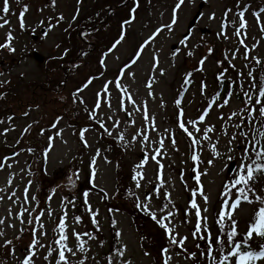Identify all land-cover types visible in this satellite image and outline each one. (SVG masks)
Masks as SVG:
<instances>
[{"label": "rangeland", "instance_id": "374dc122", "mask_svg": "<svg viewBox=\"0 0 264 264\" xmlns=\"http://www.w3.org/2000/svg\"><path fill=\"white\" fill-rule=\"evenodd\" d=\"M9 3L10 12L5 16L2 12L3 0H0V17L9 21L0 28V44L7 41V34L11 32L12 46L16 51L9 53L7 50H0V73H3L0 75V81H7L0 87V96H3L0 99V109L9 107V104L15 106L17 98H22L24 103H27L35 87L43 86L52 77L57 79V83L52 84L53 91L46 98L49 103L42 101L43 103L38 105L32 104L27 116L6 115L9 112H5L3 113L5 116L0 117V121H4L0 123V133L5 128L14 129L8 131L6 135H0V161L3 156L6 161L5 167L0 170V189H4L0 192V196L4 197L3 201H0V218H5V224L0 226L4 232V235L0 236V264H19L32 239L30 229L33 226L27 224L29 215L27 213L24 215V224L16 218L26 187L29 203L25 204V207L35 208L36 202L30 198L36 196L40 202L39 210H45L49 206L53 210L51 219L48 218L46 211L42 218L47 231V236L42 238L43 243L49 244L54 238H58L53 229L57 225V217L62 214L63 204L66 206L67 223L70 225L69 246L75 248L77 241L72 238V216L73 214L82 216V222L76 225V231L81 233L91 231L97 236L96 240L83 237L89 248L85 264H95V260L106 264L104 257L112 254L117 247L123 248L124 245L127 246L125 258L130 260L131 264H154L157 258L161 259L162 254L156 257L149 248L150 243L142 240L138 226L128 212L130 208H135L137 198L141 202L149 199L151 209L156 212L158 218L166 214L167 209L164 212L161 209L163 205L168 204L174 213V217L170 218V227L181 237H188L185 247L188 252H197L199 260L200 254L196 244L199 242L203 245V241L194 239L192 235L197 218L194 210L190 209V200L195 198L201 210L204 207L208 208L207 213L202 211V216L208 217L207 223L215 236L218 227L215 221L221 207L223 186L230 182L237 169V160L228 161L227 156L232 155L239 159L241 155L239 148L228 152V141L233 134H237L236 143H240L241 138L234 125L240 123L242 116L248 115L241 111L246 106L247 97L243 95L239 85L242 83L244 91H249L248 72L253 70L258 81L260 69L264 68V32L260 30L253 15L264 8V0H185L178 13V21L172 26L171 31L163 26L171 23L177 0H139L135 20L130 26H126L125 40L106 58V70L101 67L99 61L103 51H106L121 34V23L129 18L130 8L134 6L133 0H83L82 3H78V0H56L55 6L51 4V0H9ZM25 6L28 11L23 17L25 27L21 28L20 14ZM112 7L116 8L115 11L107 13L106 11ZM103 8L104 12L99 14L98 18H95L96 15L93 17L95 10L97 13ZM244 8H247L244 17L247 21L246 36L245 30L241 29V35L237 37L234 32L239 27L238 12ZM77 9L79 15L74 20ZM228 9L232 11L225 16ZM213 13L215 19H210ZM61 15L64 17L62 21L59 20ZM3 19H0V23H3ZM260 20L264 23V13H261ZM222 22L228 23L227 38L218 35ZM98 24L99 28L96 27ZM83 28L86 29L83 31ZM158 28L163 30L144 49L138 62L126 70L121 79L123 87L117 88L115 83L110 84L109 94L104 95L102 88L105 83L119 78L117 74L119 69ZM81 29L82 33L90 29L98 30L87 36V40L93 42L94 48L88 46L87 49L90 48V51L87 55L80 56L82 59L75 60L78 62L74 60L66 62L72 49H78L77 42L80 37L77 33ZM44 32L48 33L47 37L43 36ZM82 37L86 39L83 35ZM181 40H185V44H181ZM240 40H243L244 44H241ZM209 49H212L211 53ZM237 49L239 51H236ZM175 50L179 51L173 55ZM188 52L193 55L189 56ZM246 53L247 60L244 58ZM226 54L228 59L225 58ZM154 57L159 59L158 67L154 66ZM204 57L207 59L203 64V71H200L199 62ZM256 60L260 61V68ZM229 61L235 68L231 67ZM161 71L163 75L160 74ZM221 72H224L222 88L217 79ZM241 72L243 77L238 78ZM187 73L192 74L191 84L184 83ZM89 76L97 78L78 94L84 103H80L79 100L74 103L72 94L86 83L85 79ZM233 81L235 83H231ZM149 82L152 84V95H149L147 87ZM202 83L206 84L203 94ZM37 91L41 93L40 89ZM217 91H220V100L217 104L227 98V93L232 92L233 95L227 106L221 108L214 104L211 107L205 122L196 125L201 129L199 133L194 131L192 125H187L194 136L201 140V143L191 145V138L178 126L179 112L183 110L184 121L197 120L208 109L209 101ZM98 92H101L103 98L101 108L95 110V114L104 121L112 136L102 135L103 130L95 121L89 119V112L85 111L93 110ZM129 96L131 100L128 99ZM121 99L124 108L131 115H126L121 108ZM177 99H181L179 107L175 103ZM109 100L111 109L107 107ZM144 106L148 111V121L143 118ZM232 112L241 115L234 116L229 121ZM221 115L224 119H220ZM252 115L258 119V112ZM10 116L13 117L11 121L8 120ZM60 117L62 119L57 128L62 129V134L57 136V129H53L51 125ZM153 117L155 130L152 129L151 123ZM116 121L120 122L118 127L113 126ZM75 123H81L84 128H89L85 133L87 147L79 138L76 125H72ZM28 125L32 127L25 133L24 129ZM210 125L215 126L214 131L208 134L211 137V144H215L220 153V156L215 158L209 141L202 140L203 129ZM141 129L149 135V141L141 143V137L138 136L133 142V135ZM225 129L227 135L224 134ZM42 130L44 131L41 135ZM120 133L124 134L123 141L118 139ZM173 134L175 145L171 143ZM49 136L54 137L51 142ZM106 140H111L117 149ZM160 140L164 142L163 148H160ZM49 147L51 150L45 158L43 153ZM29 148L34 151L29 153L27 151ZM156 149H160L161 154L157 156V160L163 165L162 170L151 159ZM97 150L100 153L98 157ZM13 151L19 155L11 156ZM193 154L199 156V163L191 159ZM144 156H148V163L140 169L144 178L140 180L141 187L137 188L133 177L137 171L136 165L141 163ZM94 157L96 175L93 183L91 161ZM209 160H213L211 165L208 164ZM8 164L11 167H8ZM196 170L201 174L199 184L195 179ZM69 177L75 181V187L69 183ZM10 178L12 184L8 186L7 181ZM29 181L32 182L30 186ZM121 184L122 188L119 189ZM201 187L203 194L209 198L207 205L198 191L195 197L192 196V191ZM261 187H264V177H260L256 185L258 191ZM13 191H16L17 195L9 200L8 196ZM84 191H89L92 209L99 210L98 233L92 226L90 214L83 204ZM130 192L134 195H130ZM165 193L170 194L171 202ZM17 197L19 201L13 203ZM48 197H51V200ZM73 199L76 204L74 209L68 202ZM10 207L11 217L8 216ZM259 207L258 203L242 202L234 212L240 233L247 230L249 221L253 219ZM109 209L113 211L110 212ZM117 209L118 211H115ZM137 210L149 219L153 235L157 233L162 246L166 247L168 237L165 231L147 213ZM186 210L189 213L187 216ZM113 220L117 222L115 228L112 226ZM9 223L15 227H8ZM116 231L122 233L121 237H116ZM144 232L149 235L148 230ZM17 236H22V239L17 240ZM6 240L13 241L14 256L10 254L13 245L3 246ZM100 241H104L103 247L100 246ZM53 247L56 245L53 244ZM179 251L176 247L170 249V264H193V261L187 258V253L178 255ZM145 252L149 255H145ZM46 254L47 248L40 249L38 257L34 258L36 264H47L43 259ZM68 255L73 261L82 258L80 253H77L76 257Z\"/></svg>", "mask_w": 264, "mask_h": 264}, {"label": "snow or ice", "instance_id": "6c2138e0", "mask_svg": "<svg viewBox=\"0 0 264 264\" xmlns=\"http://www.w3.org/2000/svg\"><path fill=\"white\" fill-rule=\"evenodd\" d=\"M83 0H78V3H82ZM185 0H177V3L175 4L173 8L172 13V20L169 25H165L163 27L168 28L170 31L172 30V26L175 25L178 21V13L181 10L182 6L184 5ZM51 4L55 6L56 0H51ZM239 7V5H237ZM139 7V0H135L134 6L130 9V15L129 18L122 21L121 23V34L119 37L113 42V44L102 54V58L100 59L99 63L102 68L106 70V58L114 51L126 38L127 34V27L130 26L134 20H135V14ZM28 11L27 6L24 7L23 11L20 14V27H25L24 22V13ZM231 9H228L225 13V16L229 12H231ZM247 11V8H244L238 12L239 17V27L235 29L234 35L239 37L241 35V29H244V35L246 36V27H247V21L245 20V13ZM2 12L6 16L10 12V3L9 0H3L2 4ZM261 13H264V8H261L259 11L254 12L253 15L256 17L257 24L260 26V30L264 32V23L261 22L260 16ZM79 15V9H77L76 16L73 17L75 20L76 17ZM210 19H215V14L213 13L210 17ZM0 19H3V17H0ZM64 19L63 15L59 17V20L62 21ZM9 21L6 19H3V23H0V28L4 27L5 24H8ZM235 23V22H232ZM227 22H222L221 25V32L218 33V35H223L225 38H227ZM163 30V28H158L156 32L153 33L151 37H149L148 40H146L143 44H141L136 53L134 54L133 58L130 60L128 64H126L118 74V79L115 81H107L105 85L102 88V93L104 95L109 94V85L115 83L117 88H122L121 79L125 75V72L127 69L131 68L132 65H135L138 60L141 58V55L144 51V49L149 46L151 42L155 40V38L160 34V32ZM48 33L44 32L43 36L47 37ZM82 35L87 38L90 33L84 32ZM13 36L12 33L9 32L7 34V41L3 44H0V50H7L9 53H15L16 49L12 46ZM181 44H185V40L180 41ZM241 44H244L243 40H240ZM59 47V45H57ZM245 48L247 49V45H245ZM179 50H175L173 52V55H176ZM236 51H239L237 49ZM212 52V49H209V53ZM189 56L193 55V53L188 52ZM65 55H67V50L65 51ZM83 55H87V53H83ZM226 59H228L227 54L225 56ZM234 58V54H233ZM245 60L248 59L247 53L245 54ZM207 57H204L200 60L201 67L198 69L200 71H203V64ZM255 59V58H254ZM231 64V61H229ZM257 65L260 64L259 60H256ZM154 66H159V59L158 57H154ZM247 66V65H246ZM78 67V65H77ZM231 67L235 68L234 64H231ZM227 70L225 69L224 72ZM224 72H221L220 75L217 77L219 81V85L222 88L224 83ZM163 75V71L160 73ZM0 75H3V73H0ZM103 75V73H101ZM134 76V73L132 74ZM191 73L186 74V79L184 81L185 84H191ZM243 77V73L238 74V78ZM249 83L248 88L249 91H244L243 84L241 83L239 86L241 88V91L243 92V95L247 97L245 101V108L241 111L243 113H248V115L242 116L240 123L235 124L234 127L237 129L238 135L241 138L240 143L237 144V134H233L231 139L228 141V152L231 153L233 151H236L237 148L240 149L241 155L239 159L232 155L227 156L228 161L237 160V169L235 174L230 179V182L225 184L223 186L222 191V198H221V207L220 210L217 212V219L215 223L217 224V234L213 236V233L211 231L210 226L208 225V217L202 216V211L204 213L208 212V208L204 207L203 210H201L200 206L198 205L195 198L190 200V209L194 210V214L197 218V222L195 225V231L192 233L193 238L197 239L198 241H203V245L201 243L196 244V248L199 251L200 259H197V252H188L187 248L185 247V242L187 241L188 237L183 236L181 237L178 232H175L172 227H170L171 219L174 217L173 211L169 208L168 204L163 205V208L161 209L162 212L167 209V212L165 215L161 216L160 218L157 217V214L155 211L151 209L150 200L146 199L145 202L139 201V198H137V202L135 203V207L137 209H140L141 211L147 213L150 218L161 228L165 231L167 237H168V245L166 247H163L161 249L162 253V259L163 264H170L171 261V255L170 249L173 247L178 248L180 251L177 253L178 255L181 253H187V258L191 259L193 261V264H264V187H261L259 191L256 188V185L259 183V177L264 176V75H261L259 81H257L256 76L253 73V70H250L248 72ZM97 77H91L89 78L86 83L79 89H77L76 92H74L73 95V102L75 103L77 100H79L80 103H84L83 99L78 95L80 92H82L85 88H87L89 85L93 83V81ZM4 83H7V81H0V87L3 86ZM235 83V81L231 82ZM231 86V84H230ZM149 89V95H152L151 88L152 84L151 82L147 85ZM206 88V84L201 85V92L203 94L204 89ZM253 91H255L256 95H253ZM126 92V90H125ZM233 93L229 92L227 93V98L223 99L222 103L217 104V101L220 100V91H217L211 100L209 101L208 109H206L197 120H183V110L181 109L178 115V126L180 129H182L188 137L191 138L190 144L191 145H197L201 143V140H198L194 134L193 131H190L187 125H192L195 132L199 133L201 129L199 127H196L198 123L205 122V117L209 114L211 107L216 104L218 107H225L229 104V101L232 97ZM3 96H0V99H2ZM101 92L97 93V101L94 105L93 110L85 109V111L89 112V119L95 121L99 128L103 130L102 135L106 134L108 136H112V132L106 127L103 120L99 118L98 115L95 114V110H98L101 108V100H102ZM129 100H131V97H128ZM135 102L133 101V104ZM176 105L179 107L181 104V99H177L175 101ZM107 107L111 109L112 105L110 100L107 102ZM121 108L125 111L126 115H131L127 111L126 108H124L123 99H121ZM139 110V109H137ZM144 111V120H149V115L146 106L143 108ZM258 112V119L256 116L252 115L253 113ZM29 113L24 112L23 115L27 116ZM241 115V113L232 112L229 116V121L232 117ZM111 118V117H110ZM13 117H8V120L11 121ZM60 119L62 117L57 118L56 121H54L51 125L53 129H57L56 135L60 136L62 134V129H58L57 126L59 124ZM220 119H224L223 115H221ZM0 123H4V121H0ZM119 121H116L114 123V127L119 126ZM134 124L135 121H132ZM152 123V129L155 130V119L154 117L151 118ZM31 125H28L24 132L27 133L31 129ZM215 129L214 125L207 126L203 129V136L202 140L209 141L211 145L212 152L214 153V158L219 157L220 153L217 150V147L215 144H211V137L208 135L210 132H213ZM244 129H247L246 131ZM10 130L5 128L0 135H6V133ZM43 131H41V135L43 134ZM89 131L88 127L83 128L79 131L78 135L79 138L84 142V146L87 147V140L85 139V133ZM167 131V130H165ZM224 134L227 135V130H224ZM141 137V143H146L149 141V135L145 134V130L141 129L137 133H135L132 137V141L135 142L137 137ZM54 139L53 136H49V141L51 142ZM118 139L123 141L124 140V134L120 133L118 136ZM19 143V141H17ZM171 143L173 145L176 144L174 134L171 138ZM160 148L164 147L163 140L159 141ZM242 145V147H241ZM50 147L45 150L43 153L44 157L47 158L48 152L50 151ZM29 153L33 152L34 150L29 148L27 149ZM99 150H97L96 156H99ZM160 149L155 150V154L151 156V159L154 160L158 165L159 168L162 170L163 165L160 164V161L157 160V156L160 155ZM16 155H19V153H16ZM191 159L197 163H199V156L196 154H193ZM105 160L107 158L105 157ZM5 162L0 163V170H3L5 167ZM148 163V156H144L140 164L136 165V174L133 177V179L136 180V187H141L140 180L144 178L143 172L140 171V169H143L144 166ZM213 163V160H209L208 164L211 165ZM95 164H96V158L94 157L91 161V165L93 166V171L91 173L93 177V183H94V177L96 175L95 173ZM8 167H11L10 164L7 165ZM14 175V174H13ZM78 179V173L75 174ZM200 172L196 170V176L195 179L197 181V184L200 183ZM139 178V179H137ZM69 183L75 187V181L72 177L68 178ZM31 181L28 182L29 186L31 185ZM161 183H163L161 179ZM8 186H11L12 179L10 178L7 181ZM234 190V191H233ZM4 189H0V192H3ZM53 195L55 194V189L52 190ZM103 191V190H102ZM154 191H158L155 190ZM197 191L202 196L205 205L208 204L209 198L207 195L203 194L202 187L199 189H195L192 191V196L195 197L197 195ZM28 188H25V195L23 202L21 203L20 211L16 214V218L20 220L21 224H24L25 221L23 219L24 215L27 213L29 215V219L27 220L28 225H32L33 227L30 229V234L32 236V239L27 247L26 254L23 258V260L19 261V264H36V261L34 258L38 257L40 249L47 248V254L43 257V259L47 262V264H85V261L88 259L87 252L89 251V248L86 246L87 241L83 239V237H88L89 240H96L97 236L93 234L91 231H85V232H78L76 231V225H79L82 222V216L73 214L72 216V238H74L77 243L75 245V248L69 246V234L68 229L70 225L67 223L68 220V212L66 210V206L62 204V214L57 217V225L53 229L54 234L58 236V238H54L52 243L45 244L42 242V238L47 236V231L45 230V224L42 220V218L45 216V211L47 212V216L49 219L53 216V210L49 206L45 210H39L40 208V202L37 200L36 196H32L30 199L31 201L36 202L35 208L25 207V204L29 203V196L27 195ZM130 195H134V193H129ZM16 191H13L9 196L8 199L12 200L13 197H15ZM83 204L86 206V211L90 214L91 217V224L95 228V231L98 233L100 231V225L99 220L97 219L99 215V210H93L91 204L89 203V191L83 192ZM105 193V197H106ZM165 196L169 198L170 200V194L165 193ZM4 197L0 196V201H3ZM49 200H51V197H48ZM67 199V198H65ZM19 201V197H17L16 201H13V203H17ZM73 209L76 207L75 200H69L68 201ZM242 202H246L248 204L258 203L260 207L258 210L254 213L253 219L249 221L247 230L244 233H240L238 231V221L236 218H234V212L239 208V206L242 204ZM174 207V205H173ZM109 211H113V209H109ZM115 211H118L115 210ZM33 213H36L33 215ZM186 216L189 214L186 210ZM8 216H12V210L11 207L8 209ZM167 221V222H165ZM116 221H112V226L116 227ZM5 224V218H0V226H3ZM36 225H39L37 228ZM8 227H15L14 224L9 223ZM24 229H21V232H23ZM4 232L2 229H0V236H3ZM116 237H121L122 233L120 231H116L115 233ZM17 240L22 239V236H17ZM53 244L56 245V247H53ZM253 244L256 245V247H253ZM9 245H13L12 240H6L4 242V247H7ZM100 246H104V241H100ZM127 250V246L124 245L123 248L117 247L115 251L110 254L106 255L104 257V260L106 261V264H131V261L125 258V253ZM77 253L82 254V258L78 261H73L69 258V255L71 257H76ZM13 256L15 255V246L13 245L11 253ZM145 255H149V253L145 252ZM95 260V257L92 258ZM95 264H101V261L95 260Z\"/></svg>", "mask_w": 264, "mask_h": 264}, {"label": "trees", "instance_id": "16d2710c", "mask_svg": "<svg viewBox=\"0 0 264 264\" xmlns=\"http://www.w3.org/2000/svg\"><path fill=\"white\" fill-rule=\"evenodd\" d=\"M124 8V7H123ZM122 8V9H123ZM115 7H112V8H109V11L107 13L111 14L112 12L115 11ZM102 12H104V8L99 10L97 13H96V10L93 12V17L97 14H102ZM92 14V13H91ZM91 14H89V16H91ZM99 28V27H98ZM98 30L96 29H92V30H89L88 33H90V35H92L94 32H96ZM79 40V38H78ZM77 50H74L72 49V52L70 53V55H68V59H66V62H71L70 60H77L78 58H81L80 56L83 55L82 53V47L80 45V41L77 42ZM105 51H103L104 53ZM84 56V55H83ZM65 58V57H64ZM67 58V57H66ZM133 58V57H132ZM131 58V59H132ZM129 59L125 64H123V66L119 69V73H120V70L130 62ZM53 60V59H52ZM64 60V59H63ZM46 62V61H44ZM75 62H78V61H75ZM258 67L260 68V64L258 65ZM261 72H260V76H259V79L261 77V75H264V68L260 69ZM259 70V71H260ZM117 72V74H119ZM65 74H67L65 72ZM89 78H91V76L87 77L85 79V81H87ZM258 79V81H259ZM84 82V81H83ZM57 83V79L55 77H52L50 79H48L46 81V84L44 83L43 86H36L35 89L33 90L32 92V96L30 97V99L27 101V103H24V100L22 98H17L18 102L16 103L15 106L13 105H10L9 104V107H6L5 109L1 110L0 109V117L3 118L5 116V112H9L7 113L6 115H18V114H23L24 112H29L28 109H30L32 107V104L34 105H38L40 103H43L42 101H46L48 98V95L49 93H51L53 91V88H52V84H56ZM38 89L41 90V93H38ZM56 91V89H55ZM39 94V96H38ZM255 91H254V96H255ZM40 96H43V97H40ZM14 101V99H13ZM15 102V101H14ZM44 103H49L48 101L44 102ZM57 114V113H56ZM13 115V116H14ZM79 124V125H78ZM72 125H76V128H78V132L84 128V126H82L81 123H75V124H72ZM79 126V127H78ZM106 142L108 143H112L114 144L111 140H106ZM118 146V145H117ZM113 148H116L115 144L113 145ZM117 149V148H116ZM3 159H1L0 163H2ZM261 177H264V176H261ZM260 178V177H259ZM122 188V184L121 186L119 187V189ZM133 217L134 221L136 222L137 226H138V229H139V233L141 234L142 236V240H144L145 242H149L150 243V246L149 248L151 249V251L154 253V255L157 257H159L162 253H161V249L163 248L161 242L159 241L160 239H158L159 237H157V233H155V235H153L151 229H150V225H151V222L149 221V219H147L146 217H144L141 212H138V210L135 208H130L129 211H128ZM144 230H148L149 231V235L147 233L144 232ZM147 239V240H146ZM146 244V243H145ZM255 246V244L253 245ZM160 247V248H159ZM160 259V258H159ZM157 258V261L154 262V264H163V259L161 257V261Z\"/></svg>", "mask_w": 264, "mask_h": 264}, {"label": "flooded vegetation", "instance_id": "af4514ba", "mask_svg": "<svg viewBox=\"0 0 264 264\" xmlns=\"http://www.w3.org/2000/svg\"><path fill=\"white\" fill-rule=\"evenodd\" d=\"M82 33H80V35H81ZM83 39V38H82ZM83 42H84V44H90V45H92L91 43V41H89V40H86V39H83L82 40Z\"/></svg>", "mask_w": 264, "mask_h": 264}]
</instances>
